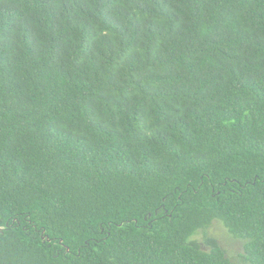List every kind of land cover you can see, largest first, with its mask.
Wrapping results in <instances>:
<instances>
[{
  "label": "trees",
  "instance_id": "trees-1",
  "mask_svg": "<svg viewBox=\"0 0 264 264\" xmlns=\"http://www.w3.org/2000/svg\"><path fill=\"white\" fill-rule=\"evenodd\" d=\"M213 221L264 264V0H0V264H236Z\"/></svg>",
  "mask_w": 264,
  "mask_h": 264
},
{
  "label": "rangeland",
  "instance_id": "rangeland-1",
  "mask_svg": "<svg viewBox=\"0 0 264 264\" xmlns=\"http://www.w3.org/2000/svg\"><path fill=\"white\" fill-rule=\"evenodd\" d=\"M205 234L216 239L232 262L236 264L238 263V255L243 253L242 242L231 237L222 223L219 221H213ZM202 237L203 233H198L195 236L196 240L202 244V248L207 249L206 244L203 243Z\"/></svg>",
  "mask_w": 264,
  "mask_h": 264
}]
</instances>
